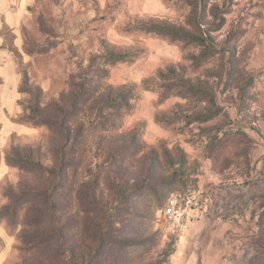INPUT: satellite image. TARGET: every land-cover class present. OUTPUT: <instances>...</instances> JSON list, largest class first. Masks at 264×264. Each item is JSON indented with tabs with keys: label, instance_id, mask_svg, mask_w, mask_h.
<instances>
[{
	"label": "rangeland",
	"instance_id": "obj_1",
	"mask_svg": "<svg viewBox=\"0 0 264 264\" xmlns=\"http://www.w3.org/2000/svg\"><path fill=\"white\" fill-rule=\"evenodd\" d=\"M263 194L264 0H0V264H264Z\"/></svg>",
	"mask_w": 264,
	"mask_h": 264
},
{
	"label": "built area",
	"instance_id": "obj_2",
	"mask_svg": "<svg viewBox=\"0 0 264 264\" xmlns=\"http://www.w3.org/2000/svg\"><path fill=\"white\" fill-rule=\"evenodd\" d=\"M160 215L176 233L183 234L192 220L199 216V207L191 194H171L161 206Z\"/></svg>",
	"mask_w": 264,
	"mask_h": 264
},
{
	"label": "trees",
	"instance_id": "obj_3",
	"mask_svg": "<svg viewBox=\"0 0 264 264\" xmlns=\"http://www.w3.org/2000/svg\"><path fill=\"white\" fill-rule=\"evenodd\" d=\"M152 29L156 30L159 34L170 37L172 39H179L184 35L183 31H181L179 29H174V28L167 26V25L156 26V27H153ZM107 59H113V61H119V60H124L125 56L108 54ZM115 101H116V99H109L106 101V104H108V106H113L115 104ZM9 163L11 165H14V166H19L20 168H26L27 164H30L28 160L23 159L21 157H18V159H16V161L13 160V161H10ZM261 200L262 201L260 203V207H262L263 210H262V212L261 211L260 212L264 216V194L261 195Z\"/></svg>",
	"mask_w": 264,
	"mask_h": 264
}]
</instances>
